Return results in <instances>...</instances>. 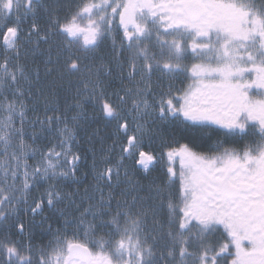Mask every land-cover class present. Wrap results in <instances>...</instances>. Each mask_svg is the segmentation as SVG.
Wrapping results in <instances>:
<instances>
[{"label": "snow or ice", "instance_id": "1", "mask_svg": "<svg viewBox=\"0 0 264 264\" xmlns=\"http://www.w3.org/2000/svg\"><path fill=\"white\" fill-rule=\"evenodd\" d=\"M0 264H264V0H0Z\"/></svg>", "mask_w": 264, "mask_h": 264}, {"label": "rangeland", "instance_id": "2", "mask_svg": "<svg viewBox=\"0 0 264 264\" xmlns=\"http://www.w3.org/2000/svg\"><path fill=\"white\" fill-rule=\"evenodd\" d=\"M46 242V241H45Z\"/></svg>", "mask_w": 264, "mask_h": 264}]
</instances>
